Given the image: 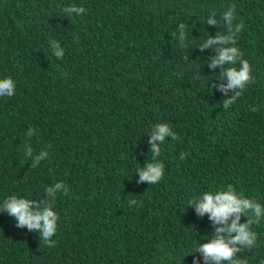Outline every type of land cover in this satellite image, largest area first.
Wrapping results in <instances>:
<instances>
[{"label":"trees","instance_id":"obj_1","mask_svg":"<svg viewBox=\"0 0 264 264\" xmlns=\"http://www.w3.org/2000/svg\"><path fill=\"white\" fill-rule=\"evenodd\" d=\"M218 35L237 43L201 47ZM231 46L254 82L225 93L220 77L232 65L211 64ZM8 77L0 264H216L194 250L220 225L188 202L231 184L264 207V0H0V80ZM159 125L171 134L156 154ZM150 163L163 165L156 184L141 181ZM12 195L58 213L54 246L42 229L16 227L3 208ZM252 231L256 246H238L236 258L262 264L264 218Z\"/></svg>","mask_w":264,"mask_h":264},{"label":"clouds","instance_id":"obj_2","mask_svg":"<svg viewBox=\"0 0 264 264\" xmlns=\"http://www.w3.org/2000/svg\"><path fill=\"white\" fill-rule=\"evenodd\" d=\"M77 12L85 11L84 8L72 9ZM65 11H69L67 8ZM223 20L228 25L229 32L232 31L233 9H230L223 15ZM216 20L213 18L207 19V24H215ZM244 27L243 22L237 26L236 31H240ZM186 26L181 23L179 25L178 39L181 44L187 47L186 41L188 39ZM174 36L176 34H173ZM55 43V41H54ZM231 43L236 45L237 40L234 35L227 37L218 35L216 38L209 37L201 47L208 48L213 45ZM218 56L212 57V68L223 66L230 63L232 66L228 67L220 77L226 79L228 83L221 84L220 89L225 93L229 89L244 90L246 86L254 82V77L251 75V65L246 59H242L243 53L237 46L218 47ZM57 56H62L61 51L56 52ZM242 59V66L237 68L236 61ZM15 95V82L11 77L0 80V96L12 97ZM241 96V92H237L231 100L225 101V104H232ZM253 112L257 109H252ZM171 134L168 125H159L157 131L152 136V152L159 154L160 149L156 145V141L163 142L165 136ZM30 154V153H29ZM43 157H38L41 159ZM139 170V169H138ZM141 181H148L152 184L158 183L163 178V165L160 163L148 164L146 169L139 170ZM62 185L57 184L56 188ZM228 190L205 191L202 198L192 199L188 204H195L196 211L199 216L210 214V218L220 227L215 229V236L210 243L198 245L194 252H200L204 256L205 261H215L220 264L221 261H228V264H247V260L236 258V253L242 249L238 246H243V249H252L256 246L257 234L252 231V225L259 224L264 218V207L255 199L246 198L242 193H238L235 187L231 184L226 185ZM48 192H54L55 189L47 188ZM136 202V200H130ZM35 201L28 198H18L12 195L5 199L3 208L11 216L15 217L17 223L16 227L23 228L27 226L30 230L42 229L43 242L48 247H52L55 241L50 240L57 232V222L59 215L52 208L45 206L43 210L39 207L34 208ZM247 215L249 217L246 223H241V216ZM234 217V219H233ZM231 220V223H229ZM224 233L225 235H220ZM236 233V235H232ZM198 264V261L195 262ZM264 264V262H262Z\"/></svg>","mask_w":264,"mask_h":264}]
</instances>
